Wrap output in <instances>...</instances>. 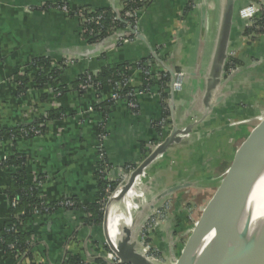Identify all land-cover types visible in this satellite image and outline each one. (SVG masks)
I'll return each instance as SVG.
<instances>
[{
  "label": "crops",
  "instance_id": "0c3cea01",
  "mask_svg": "<svg viewBox=\"0 0 264 264\" xmlns=\"http://www.w3.org/2000/svg\"><path fill=\"white\" fill-rule=\"evenodd\" d=\"M261 1L234 0L229 48L242 40L241 65L234 76L222 79L224 86L217 95L223 99L215 103L214 95L208 104L204 101L205 82L224 0H148L139 11L137 30L142 39L130 36L124 26L94 42L82 37L76 14L61 12L55 5L63 3L71 12L109 9L121 13L125 0H0V130L36 125L40 130L34 137L4 139L0 160L17 155L39 197L54 203L74 200L78 205L51 214L36 212L24 221L23 231L29 233L36 263L61 264L67 256L78 255L82 264H104L109 245L102 226L86 222V206L96 202L101 185L111 182L117 186L129 177L149 149L173 128H188L190 135L149 164L139 181L136 177L132 187L146 191V197L138 199L144 207L135 222L142 221L151 207L160 208L166 202L165 180L209 179L205 159L220 153L215 142H206L227 135L228 127L218 123L222 117L250 113L243 104L251 100L249 93L261 90L258 80H264V33H256V39L246 46L243 38L254 29L248 28L251 31L245 34L246 21L239 16L252 2L258 14ZM34 60L48 66L38 70ZM122 65L127 67L124 78L115 86L77 88L83 75L96 77L104 68ZM164 67L172 72L183 69L188 75L180 93L171 95L163 84ZM38 72L44 78L37 80ZM120 91L124 92L122 98L112 100V94ZM52 111L60 117L50 119ZM217 117L220 121L214 120ZM187 145L199 152L182 150ZM229 150L232 155L231 147ZM171 157L189 169L182 173L171 167ZM159 164L166 168L158 169ZM13 171L0 168V226L9 220L7 188ZM165 223L158 220L153 244L164 241ZM162 248L165 250L164 244ZM0 264L29 263L0 253Z\"/></svg>",
  "mask_w": 264,
  "mask_h": 264
},
{
  "label": "water",
  "instance_id": "95a60500",
  "mask_svg": "<svg viewBox=\"0 0 264 264\" xmlns=\"http://www.w3.org/2000/svg\"><path fill=\"white\" fill-rule=\"evenodd\" d=\"M235 13L234 0H224L216 48L205 82L204 101L208 104L214 95L215 103L223 99L217 94L224 86L222 79L225 77ZM138 38L142 39L141 36ZM170 75H173L172 71ZM188 131H190L188 128L183 130L173 128L169 135L130 173L126 183L121 186L119 198L131 189L136 177L141 175L149 164L158 156L165 154L170 146L178 144L180 135L184 136ZM233 164V168L210 203L205 219L199 228L203 233L199 264H256L264 255V220L257 222L261 225L256 236L251 237L248 234L254 215L252 193L255 182L261 170L264 169V119L251 132L241 149L235 153ZM110 202L109 198L108 204ZM105 212L106 209L103 213L102 228L107 240ZM130 234L129 229L123 230L122 238L114 250L121 264H153L139 252L136 243L130 240ZM193 239L194 237L188 248L183 250L178 264H187L188 250ZM111 250L113 251L112 248Z\"/></svg>",
  "mask_w": 264,
  "mask_h": 264
},
{
  "label": "rangeland",
  "instance_id": "374dc122",
  "mask_svg": "<svg viewBox=\"0 0 264 264\" xmlns=\"http://www.w3.org/2000/svg\"><path fill=\"white\" fill-rule=\"evenodd\" d=\"M252 4L254 3L252 2ZM252 4H250L249 6H253ZM257 6L258 8H260V11L258 12V14L257 13L255 14L256 16V18L254 19L255 22L261 21L263 18L264 0H262L259 4H257ZM252 23L253 20L248 23L245 22L244 25H247L246 27H248V25H251ZM262 26L264 28V22H262ZM256 37L257 35H255V37L253 38L251 37L250 40L252 41L250 43L245 42L247 44L246 46L250 45L256 39ZM234 44L235 45L233 46V48H231L233 51L231 52L235 51L234 52L235 59L240 60L242 49H244L241 46L244 43L242 42L241 39H237V42H235ZM227 62L228 61H226V65ZM237 71L239 70H234V72L229 73L228 76H234ZM263 81L264 80L261 81L258 80V82L256 83V85L261 90H264ZM252 84L253 83H251V85ZM261 90L259 92L256 91L255 93H249L251 96V100L250 98H248V100L250 101L247 100V103L243 104V107L247 109L246 111L248 112L249 110L250 112L249 114H246L245 116L242 117L221 116L222 117L221 119L219 117H217V119L216 118L214 119V120L220 119L221 122L218 123H221L220 124L221 126L228 127L227 128L228 131L225 133L227 134L224 137L225 139L222 137L219 138L218 136H215L213 137L214 139L210 138L208 142H206L210 144L215 142L214 144L215 149L219 150L218 152L220 153L218 156L213 155L205 159L207 162H204L203 166H205L206 164V166L209 167V172L207 174V176H209L208 177L209 179L204 180V176L202 177L198 176L197 179L190 180L186 176L185 178H181L180 180L179 178L175 180L172 179L165 180V184L167 185L166 202L162 204L160 208H157V206L151 207L148 210L147 215L141 218L142 221H140V223L137 221L138 241L136 243V247L140 252H144L143 254H145L146 257L155 259L153 261V264H178L183 250L188 248L191 239L196 236L197 231H199V228L205 219L206 212L210 206V203L212 202V200L214 199L217 193V190L219 189L220 185L224 182L226 176L233 168L234 165L233 159L235 157V153L241 149V147L245 144L246 140L251 135V132L264 119V91ZM189 133L190 131H188V133L184 136L185 137L189 136L190 135ZM229 147H231V152H233L232 155H230ZM190 148H192V146L187 145V148L182 150H187V151L194 150L199 152L198 150H196V148H192L193 150ZM228 154L232 157L231 161L230 158L228 159L229 157ZM163 156L164 155L158 156L157 158L161 159L160 157ZM168 163L171 167L179 169L180 172L182 173L185 172L184 168L188 167L189 169V165L186 164L185 166L184 163H182L181 161L179 162L177 159L173 157H171ZM159 168L165 169L166 166L165 164H159L158 169ZM127 179H128V175L127 178H125L120 183V185H117L116 189L123 186L126 183ZM141 194L142 195L140 196V198L143 199L146 197V191L141 192ZM110 197L111 195L110 193H108L107 197H105L106 199H105V204L103 206L104 207L103 211H105L108 204V199ZM142 199L140 201L137 200L134 202L136 208L135 211L133 212V217H132L133 225H135L136 223L135 219L138 214L137 212H139L144 207ZM120 204H121L120 201H118L117 205ZM154 210H161L162 213L161 221L166 222L164 224L166 225V229L163 230L164 241L156 242L153 244L151 237L153 236L154 233L153 231H155V228L157 226L155 222V217L157 214H155L156 211L154 212ZM162 244L165 245V250L164 248H162ZM108 247H109L108 251L111 250V247L110 246Z\"/></svg>",
  "mask_w": 264,
  "mask_h": 264
},
{
  "label": "trees",
  "instance_id": "16d2710c",
  "mask_svg": "<svg viewBox=\"0 0 264 264\" xmlns=\"http://www.w3.org/2000/svg\"><path fill=\"white\" fill-rule=\"evenodd\" d=\"M129 0H125V4ZM65 6L68 10V15L76 14L78 20L81 22L82 28V37L88 40V42L99 41L105 39L114 31L118 30L121 27H127L126 22L119 21L118 19H114L116 14L114 11L109 9H102L99 11H95L89 13L84 9H77L74 12H71L68 7L63 3H57L56 7ZM126 5L124 6L123 12L118 13L121 16H124L125 9H127ZM102 14V20L100 21V25L96 26L93 23L87 22L86 20L91 17H97ZM82 19H81V17ZM129 21V19H127ZM262 22H264V15L261 21L257 22V25L262 26ZM251 30L246 29L245 34H248ZM263 34L264 28L258 30V32ZM34 68L38 70L45 69L48 65L44 62H40L37 60L33 61ZM227 63H230L233 67H240L241 63L238 59H230ZM126 66L122 65L117 68H104L96 77L90 76L92 83L96 87L95 89H102L105 86H115L117 82H122V72L125 73ZM128 70V69H127ZM41 72V71H40ZM228 67H225V77L228 76ZM37 80L42 79V74L38 72ZM53 77H56V73H53ZM88 78V75H83L80 80L77 82V88L79 89V85L84 83ZM46 79V78H45ZM170 76L169 74L164 77L163 84L165 85L169 82ZM43 82V81H42ZM80 90V89H79ZM124 93L123 91L118 92V94ZM48 117L50 119H55L60 117L59 112L52 111L48 113ZM48 119V118H47ZM35 129L40 132L39 125L33 127H19L14 129H2L0 130V144L4 139H11L17 135H22L21 131H27L26 136L34 137L36 135L30 133L29 129ZM24 136V135H22ZM22 158H19L17 155L10 156L5 160H0V168H11L13 169V173L9 180V186L7 188V197L9 202L8 213L9 220L6 224L0 226V253L7 258H11L12 260L24 259L29 264H42L36 263L33 259V255L31 253V245L29 233L23 231V223L26 219L31 218L36 212L40 214H51L58 208H63L62 203H65L67 200H62L58 203L48 202L46 199L38 196L37 190L31 186L27 181V175L25 168L23 166ZM101 192L97 197L95 203L86 206L85 210L87 213V221L90 224L101 227L103 220V206L105 204V197H107L108 193H112L116 189L115 183H106L105 187L101 185ZM13 202H15V206H13ZM74 203V206L71 209H74L77 203L74 200H71ZM68 209V208H66ZM47 210V211H46ZM61 264H82V261L78 255H70L67 256ZM105 264V262H104Z\"/></svg>",
  "mask_w": 264,
  "mask_h": 264
},
{
  "label": "bare ground",
  "instance_id": "6f19581e",
  "mask_svg": "<svg viewBox=\"0 0 264 264\" xmlns=\"http://www.w3.org/2000/svg\"><path fill=\"white\" fill-rule=\"evenodd\" d=\"M248 14L249 13L246 10L243 12L242 17L245 18L248 16ZM181 136L182 135H180V141L182 138ZM139 180L140 178L138 179V181ZM119 194H121V187L118 188L110 197L111 202L108 204L105 212V228L107 235L106 237L108 244L113 249V251L117 247L118 241H120V239L122 238V231L125 229L130 230L131 233L130 240L132 242L137 243L138 241V228H137L138 222H136L135 225H133L132 217H133V212L135 211L136 208L134 202L137 201L142 195L141 191L140 190L138 191L132 187L128 191V193L122 196L121 198H119L120 196ZM252 195L254 196L253 204H252V209H254L253 212L254 222L252 221L248 234L251 237L252 236L254 237L259 232V227L261 225V223L257 224V222L260 220L261 221L264 220V169L261 170L257 178V181L255 182ZM118 201H120L121 203L120 205H117ZM202 235H203L202 231L200 232L199 230L196 236L194 237V239L192 240L191 246L188 250L187 264H199V258L201 256V248H202V242H201ZM209 238L207 242L209 241ZM256 264H264V255L261 257V259L258 260Z\"/></svg>",
  "mask_w": 264,
  "mask_h": 264
},
{
  "label": "built area",
  "instance_id": "2783aa9c",
  "mask_svg": "<svg viewBox=\"0 0 264 264\" xmlns=\"http://www.w3.org/2000/svg\"><path fill=\"white\" fill-rule=\"evenodd\" d=\"M148 2V0H129L125 5L126 7H128L127 9H125V14L124 16H121L119 15L118 13H116L115 11V18L114 19H118L119 21H123V22H126V25L128 27V31L130 33V36H132L133 38L134 37H138V30H137V24H138V20H139V11L144 7V5ZM124 5V6H125ZM255 6H247L245 7L244 9L240 10L239 12V16L246 21V23L252 21V18L254 17V15L256 14L257 10L256 8H254ZM57 10L61 11V12H64V13H68V10L65 6H60V7H56ZM248 11L249 15L247 17H242V14L244 11ZM81 17V16H80ZM82 19V17H81ZM129 19V21L127 20ZM102 20V14L97 16V17H91L89 19H87L86 21L87 22H90V23H93L95 24L96 26H99L100 25V21ZM247 25H244L243 27V30L245 31L246 29L245 28H254V31H252L248 36H245V38H243V41L244 42H247V43H250L252 40H250V38L252 37H255L256 35V32H258V30H261L263 29V26H260V25H257V22H255L253 20V23L251 25H248V27H246ZM233 51L232 49H228V57H227V61H229L230 59H235V56H234V52H231ZM226 67H228V72L229 73H233L234 70H237L238 67H233L230 65V63H227ZM163 74H164V77H166L167 74H169L170 76V80L169 82H167L165 84V87L169 90L170 94L173 95L175 93H180L183 88H184V85L187 83V78H188V75L186 74V72L183 70V69H180L178 71H174L173 72V75L171 76L170 75V70L166 67L163 68L162 70ZM147 75V73H146ZM94 87H96V84L94 85L90 79V76L88 75V78L87 80L80 84L79 85V89L82 90V91H85L87 89H93ZM112 100H119L122 98V95L118 94V93H113L112 96H111ZM30 130V133L34 134V135H37L38 134V131H36L35 129L31 128L29 129ZM21 134L26 136L27 135V131H21ZM157 146V145H156ZM156 147L154 148H150V152L155 149ZM102 156L100 155V158ZM118 189V188H117ZM117 189H115L111 194H113ZM15 202H13V206H15ZM63 208H72L74 206V203H72L71 201H66L65 203H62L61 204ZM47 211V210H46ZM156 211V212H155ZM156 217H155V222L156 224L158 223V220H161L162 219V213H161V210H154ZM104 213V211H103ZM154 217V215H153ZM142 254L144 252H141ZM145 255V254H143ZM148 258V257H147ZM151 262H153L155 259L153 258H148ZM104 262L105 264H121L119 258H118V255L116 254V252L112 251V250H109L107 251V253L105 254V257H104Z\"/></svg>",
  "mask_w": 264,
  "mask_h": 264
}]
</instances>
